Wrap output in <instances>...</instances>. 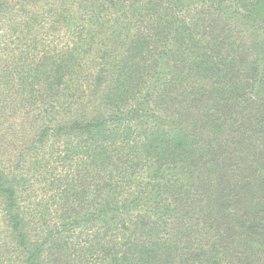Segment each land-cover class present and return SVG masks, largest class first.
<instances>
[{
	"label": "trees",
	"instance_id": "16d2710c",
	"mask_svg": "<svg viewBox=\"0 0 264 264\" xmlns=\"http://www.w3.org/2000/svg\"><path fill=\"white\" fill-rule=\"evenodd\" d=\"M0 264H264V0H0Z\"/></svg>",
	"mask_w": 264,
	"mask_h": 264
}]
</instances>
